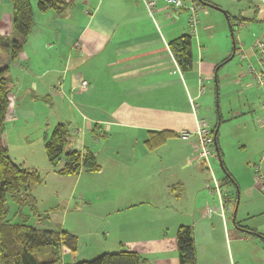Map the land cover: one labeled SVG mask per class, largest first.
<instances>
[{"label": "crops", "instance_id": "obj_1", "mask_svg": "<svg viewBox=\"0 0 264 264\" xmlns=\"http://www.w3.org/2000/svg\"><path fill=\"white\" fill-rule=\"evenodd\" d=\"M39 1L31 0L35 24L21 56L11 64V104L16 120L20 122L35 115V109L24 106L23 100L47 99L51 108H55L56 102L59 110L66 102L74 101L80 117L77 123L83 126L76 124L79 132L69 138L67 149L92 150L101 168L95 172L81 170L73 176L72 193L75 189L80 190L83 202H90L91 194L99 197L108 193L111 202L105 200L108 208H102L108 217L122 210L133 211L129 221L142 222V231L148 234L145 242V233L136 237L140 243L131 250L135 248L149 259L150 264H179L176 232L180 225H189L193 229L198 264H245L246 258L254 254L258 263L264 264V224L244 223L264 215V206L262 209L247 208L243 215L236 216L237 202L232 200L230 193L222 194L221 189L220 206L209 205L211 184H208L205 163L196 155L197 138L180 136L181 130H194L198 118H205L204 113L210 114L204 108L208 105L213 81L226 61L222 59L225 51H209L202 33L198 34L195 46L192 45L191 69L183 71L169 46L172 39L185 34L181 10L167 7L162 0H156V10L152 14L143 0H68L71 5L61 15L52 9L41 11ZM203 13L210 15L208 10ZM12 21L11 0H0V35H13ZM234 40L236 53L240 47ZM251 50V54L244 51L246 57H240V60L247 59V64L258 67L255 52ZM7 61V55L1 53L0 67ZM249 76L245 70L237 82L241 84ZM84 79L89 83L87 89L79 86ZM60 114L57 115L59 118L63 116ZM70 116L75 122V114ZM262 116L263 112L259 117ZM247 122L253 123L251 116ZM150 131L175 133L156 150L162 152L165 147H170V154L180 157L177 164L173 166L167 163L169 161L148 156L153 152L145 143ZM91 133L97 136L93 137ZM101 135L107 137L106 147L100 146ZM111 140L113 142L107 145L106 142ZM259 141L260 147L264 148V139ZM217 143L219 145L218 138ZM180 148L184 149L178 150ZM156 161L159 162L157 167ZM165 163L173 167L163 168ZM177 165L183 166L181 171L195 169V177L183 173V177L175 176L172 181V176H166L164 171L176 169ZM255 166L259 175L252 177L250 172V185L246 187L249 191L262 193L264 179L260 175L264 177V160ZM48 167L54 179L64 178L50 163ZM229 173L237 184V178ZM193 180L206 190L204 200L196 201L189 211L179 210L183 196L180 191L170 190L169 186L181 184L184 190ZM34 192L35 197L41 196L36 189ZM113 198H118V202L113 203ZM230 210L232 217L235 214L233 229L227 224ZM236 220L255 233L238 227ZM53 226L52 222H46L45 228L53 229ZM139 227L134 228L136 232ZM153 228L167 231L153 236ZM219 241L224 242L226 253L216 247ZM120 242L121 249H129L124 241ZM87 249V245L82 248L79 239L75 255L82 250L81 260H86ZM69 251L64 248L62 257Z\"/></svg>", "mask_w": 264, "mask_h": 264}, {"label": "rangeland", "instance_id": "obj_2", "mask_svg": "<svg viewBox=\"0 0 264 264\" xmlns=\"http://www.w3.org/2000/svg\"><path fill=\"white\" fill-rule=\"evenodd\" d=\"M162 2L165 4L164 0ZM204 2L207 4L200 2L201 7L198 9L199 23L197 33L191 32L192 28L189 23L190 12L185 8L179 10H181V22L184 24V31L192 36V45L195 46L197 35L202 33L204 41L211 49L208 48L209 51H215V53L225 51L222 59H226V61L220 67L218 77L213 81L210 97L208 102H206L208 105L204 108L210 113L208 115L204 113V115L212 127L221 117L223 119L219 123L217 135L219 147L222 150V157L219 158L215 149V155L210 158L209 164L205 163L206 174L209 176L208 184H211V188H208L211 194L208 198L211 199L209 205L220 206L219 195L215 191V187L220 184L222 194L230 193L229 196L234 202L236 196L238 197L235 205L237 209H235L236 216L240 217L247 208L255 209L257 207V209H262L261 207L264 206V188L262 193H257L254 190L249 191L248 187H246L247 184L248 186L250 185L249 173L251 172L252 177H255V168L257 167L255 165H259L264 160V148L260 147L259 141V139H264V125L260 126V123H258L259 116L263 112L261 102L264 99V90L253 82L251 75L239 84L237 78L245 70H248V60H240L238 50L232 58L230 56L233 52V39H236L238 47H242L249 54L252 53L251 48L257 39L264 40V20H262L264 19V4L258 0H252V2L248 0H203ZM185 3L190 4L186 0ZM204 10H208L210 15H204ZM231 29L233 30V35ZM13 36L16 35L13 34ZM78 50L81 51V49ZM23 101L24 106L28 105L26 106L27 108L35 109V115L31 114L19 122L15 117V108L11 104V111L6 122V131L9 154L13 160L26 167L37 168L43 178V181L33 188V192L36 189L38 194H41L39 198L35 197L37 207H39L38 210H40L39 215H46H35L30 210V207L25 206L21 211L29 215V223L46 227V222H52L56 230L66 229L77 234L82 248H85V245L88 247L87 253L89 256L86 260L94 259L105 252L121 250L120 241H124L131 250L133 247H137L135 246L136 244L140 243V240L135 238L142 237L144 233V242L147 241L148 233L142 231L144 224L138 221H129L133 211L122 210L110 217L103 213L102 208L106 210L108 207L105 205L108 201L111 202L112 199L108 193L100 194L99 197H96L95 193L91 194V201L83 202L79 195L80 190L75 189L72 193L74 187L72 178L75 175H69L70 177L62 176L64 177L63 179H58L57 177L54 179L51 176L48 169L50 162L45 151L44 136L45 134H50L54 125L58 122L68 123L71 129L73 128L71 137L78 134L79 131H77L76 127L79 126H76V124H82L80 122L77 123L80 117L74 108V101L72 103L66 102L65 107L63 109L60 108V110L58 106L56 107V102L55 108H51L49 105L51 102L47 99L37 100L36 102V100L30 98ZM16 103H19V101L16 100ZM59 112L63 115L61 118L57 116L61 115ZM73 114H75V122L70 116ZM249 116L252 118V124L247 122ZM91 134L93 137L97 136V134ZM105 138L107 137L102 136L101 138V147H106ZM110 142L113 141H107L106 144ZM180 144L181 142L177 143V148ZM169 149L170 147H165L162 152L155 149L156 151L153 150L148 156L154 160L169 161L167 163H172L174 166L175 163H178L180 157L170 154ZM183 149L180 148L178 150ZM171 152L173 153L174 150H171ZM158 163V161L155 162L156 167ZM167 163L163 165V168H167L170 165ZM173 166L170 165V167ZM178 166L176 169L168 168L165 170V175L172 176L171 180L175 179V176L183 177V173L195 177V169H186L184 170L186 172H184L181 171L183 166ZM226 168L230 169L229 172L237 178V185L232 182L229 186L222 184L221 179L226 174ZM181 186V184L172 183L169 186L170 190L180 191L183 196V201L178 207L179 210L189 211L193 209L194 204L197 203L196 201L204 200L203 197L206 195V190L200 188L199 184H195V180L189 184L187 183V187L184 190ZM162 188V185H160V189ZM34 193L37 194L36 192ZM140 196L143 197L144 195ZM37 199H39V206ZM117 199L115 198L113 203ZM105 200L108 201L104 204ZM8 206V218L13 222L22 221L23 218L20 216L19 207L11 197L8 200ZM141 219L143 220L144 217ZM244 223L248 225L264 224V215L252 217L245 220ZM227 224L229 229L235 227L232 210L227 212ZM124 225L125 228H122ZM137 225H140L138 232L134 229ZM153 231L152 235L155 236V233L167 230L153 228ZM122 237L125 240H122ZM219 242L216 247L219 250L222 248L226 253L224 242ZM134 250L136 249L134 248ZM81 253L82 250L76 256L75 252L69 251L68 255L65 254V257H62L63 262L66 264L82 261ZM255 257H257L256 254L249 255L245 264H259Z\"/></svg>", "mask_w": 264, "mask_h": 264}, {"label": "trees", "instance_id": "obj_3", "mask_svg": "<svg viewBox=\"0 0 264 264\" xmlns=\"http://www.w3.org/2000/svg\"><path fill=\"white\" fill-rule=\"evenodd\" d=\"M198 1V3H203V0ZM11 2L13 5L12 33L16 36L0 35V54H6L8 59L7 63L0 67V264H65L62 259L63 249L67 248L76 252L79 237L66 229L56 230L29 223V215L24 214L21 210L28 206L33 214L39 215L33 188L39 185L43 178L38 169L16 163L9 154L6 122L10 114L13 88L10 69L11 64L21 56L26 40L35 24L31 0H11ZM204 4L207 3L204 2ZM70 5L71 2L68 0H40L38 3L41 11L52 9L59 15ZM229 24L232 26L231 23ZM169 46L181 69L183 71L190 70L193 58L191 34L185 33L172 39ZM222 121L221 117L213 127L219 158L222 157V151L217 143V133L219 123ZM72 129L68 123L60 122L54 126L50 134H45V151L50 164L60 176L76 175L81 170L98 171L101 166L92 150L87 148L82 151L67 149ZM173 135L175 133L169 131H150L145 141L146 146L149 150H154ZM225 171L222 184L231 182L236 184L227 168ZM256 173H258L257 169ZM263 179L264 177H262ZM10 197L19 207L20 212H18L23 218L20 222H13L8 218ZM237 200L236 196L235 203ZM41 215L45 216L46 214ZM234 216L235 214H233ZM235 224L238 227H244L243 230L248 228L241 225L238 220L235 221ZM247 230L250 233H255L249 228ZM262 237L264 238V236ZM176 238L179 264H198L192 227L180 225L177 228ZM66 264H150V261L138 251L121 249L117 252H105L91 260Z\"/></svg>", "mask_w": 264, "mask_h": 264}, {"label": "built area", "instance_id": "obj_4", "mask_svg": "<svg viewBox=\"0 0 264 264\" xmlns=\"http://www.w3.org/2000/svg\"><path fill=\"white\" fill-rule=\"evenodd\" d=\"M145 6L148 11L152 14L156 10V0H143ZM189 1L190 4H186L185 0H164L167 7H171L174 10H179L181 8H185L190 12L189 15V23L191 26V32L196 33L199 23V13L198 9L201 7V4L196 0H186ZM261 3H264V0H258ZM79 46V43H77ZM252 49L255 52L258 67H254L252 64H248L247 72L251 75L253 82L263 88L264 90V40L257 39L252 46ZM240 57L245 58L246 54L242 47L238 49ZM80 88L87 89L89 87V83L87 80H82L79 84ZM261 109L264 112V99L261 102ZM197 110V108L195 109ZM260 125H264V116L259 119ZM180 136L183 139H188L191 136H196L197 138V146L195 148L197 157L201 159L206 164H209L210 158L215 155V139L213 135V128L210 123L205 118H198L196 123V128L194 130L184 129L180 131ZM255 175H259L258 173ZM260 177H263L260 175ZM215 191H217L220 196V186L217 185L215 187ZM213 209V208H212Z\"/></svg>", "mask_w": 264, "mask_h": 264}, {"label": "water", "instance_id": "obj_5", "mask_svg": "<svg viewBox=\"0 0 264 264\" xmlns=\"http://www.w3.org/2000/svg\"><path fill=\"white\" fill-rule=\"evenodd\" d=\"M232 31H233V30L231 29V32H232ZM232 34H233V32H232ZM234 53H235V41H234V39H233V54L230 56V58L233 57ZM236 209H237V207H236ZM236 209H235V213H236Z\"/></svg>", "mask_w": 264, "mask_h": 264}]
</instances>
